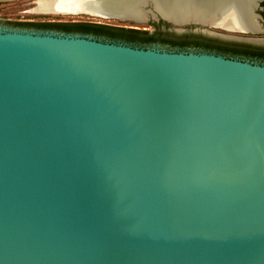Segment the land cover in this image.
<instances>
[{"label": "water", "instance_id": "obj_1", "mask_svg": "<svg viewBox=\"0 0 264 264\" xmlns=\"http://www.w3.org/2000/svg\"><path fill=\"white\" fill-rule=\"evenodd\" d=\"M203 1L73 7L258 43ZM0 264H264V65L0 26Z\"/></svg>", "mask_w": 264, "mask_h": 264}, {"label": "flooded vegetation", "instance_id": "obj_2", "mask_svg": "<svg viewBox=\"0 0 264 264\" xmlns=\"http://www.w3.org/2000/svg\"><path fill=\"white\" fill-rule=\"evenodd\" d=\"M2 1H7V0H0V5L2 4ZM11 1V0H10ZM38 0H23L20 2L19 7L20 9L18 10V13L16 14V17L10 18V17H3L0 15V26L9 28V29H15V30H26L30 32H38V33H61V34H73V35H81L85 37H92L93 39H96L98 41H103V42H114L118 43V41L111 40L108 37H104L101 35H96L93 33H86L82 31H72V30H66V26L69 24H75V23H88V24H96V25H106V26H111V27H120V28H127V29H136V30H143V29H137L133 27H123V26H118V25H113V24H108L104 22H94V21H85V20H65L57 17H50L49 15L51 14H46V13H39L37 11H34V8L36 7V2ZM263 1V0H262ZM260 1V7L257 10V12L260 14L262 21H263V27H264V16L262 14V11L264 10L263 6L261 5ZM89 15V14H86ZM55 16H78V15H71V14H57ZM149 26L152 27V31L149 32H154L156 30H160L164 33H170L172 35H191L195 37H203L207 39H214L222 42H228V43H236V44H247L251 46H264V41L262 43H252V42H246L242 40H232V39H226L222 38L219 36H213V35H208L202 32L198 31H193L191 29L185 30L184 32L177 33L171 28V25L168 23H165L163 21H158V22H149ZM145 30V29H144ZM264 33V32H263ZM122 44H127V43H122ZM129 45V43L127 44ZM160 47L162 49H165L167 51H184V52H206V53H213L217 55H222L227 58H234V59H239V60H246L250 61L253 63H258L260 65H264V60H259L256 58H250L242 55H235V54H226V53H220L218 51L214 50H208L204 49L201 47H187V48H176V47H169L168 45H162L159 43H153L150 45H146L140 48H147V47Z\"/></svg>", "mask_w": 264, "mask_h": 264}, {"label": "bare ground", "instance_id": "obj_3", "mask_svg": "<svg viewBox=\"0 0 264 264\" xmlns=\"http://www.w3.org/2000/svg\"><path fill=\"white\" fill-rule=\"evenodd\" d=\"M93 3L103 2L107 6L113 4L114 0H89ZM185 1V0H177ZM87 0H38L34 11L39 13H46L51 15L57 14H71L77 15L84 13L85 9L73 7L76 3L83 4ZM196 7L188 10L186 4H165L163 6L169 7V15L171 19L178 23L188 20H196L204 23H212L223 26L225 28L239 29L243 31L260 30L254 14L252 13L253 3L245 2L244 0H211L196 3ZM161 6V5H160ZM92 12V11H91ZM86 14H91L85 10ZM84 13V14H85ZM139 18V16L137 17ZM240 32V31H238Z\"/></svg>", "mask_w": 264, "mask_h": 264}, {"label": "trees", "instance_id": "obj_4", "mask_svg": "<svg viewBox=\"0 0 264 264\" xmlns=\"http://www.w3.org/2000/svg\"><path fill=\"white\" fill-rule=\"evenodd\" d=\"M264 8V0L261 2ZM264 16V10L262 11ZM66 30L82 31L108 37L118 43H129L133 47H143L153 43L168 45L169 47L187 48L201 47L220 53L242 55L250 58L264 60V46H251L247 44H236L222 42L214 39L195 37L187 34L172 35L160 30L149 32L147 30L125 29L106 25L88 23H75L66 26Z\"/></svg>", "mask_w": 264, "mask_h": 264}, {"label": "rangeland", "instance_id": "obj_5", "mask_svg": "<svg viewBox=\"0 0 264 264\" xmlns=\"http://www.w3.org/2000/svg\"><path fill=\"white\" fill-rule=\"evenodd\" d=\"M23 0H7V1H2V4L0 5V15L3 17H10L14 18L16 17V14L18 13V10L20 9L19 4ZM259 8H257L258 10ZM78 16H55V15H49L50 17H57L65 20H85V21H94V22H104L108 24H113V25H118V26H123V27H133L137 29H145L152 31V27L148 25V23H136L133 21H128V20H116V19H104V18H96L93 16H89L86 14H77ZM213 29V28H212ZM215 31L219 32H224V33H233V34H238V35H245V36H252L255 37L258 43H262L263 38H264V33L259 32V33H254V34H242L238 32H228L220 29H213Z\"/></svg>", "mask_w": 264, "mask_h": 264}]
</instances>
